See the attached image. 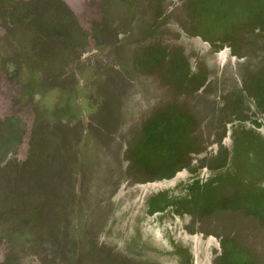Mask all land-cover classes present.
Masks as SVG:
<instances>
[{"label":"rangeland","instance_id":"1","mask_svg":"<svg viewBox=\"0 0 264 264\" xmlns=\"http://www.w3.org/2000/svg\"><path fill=\"white\" fill-rule=\"evenodd\" d=\"M0 264H264V0H0Z\"/></svg>","mask_w":264,"mask_h":264}]
</instances>
